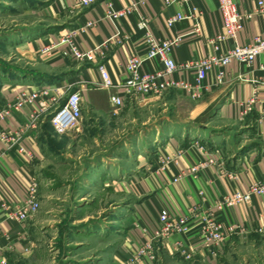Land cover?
<instances>
[{"label": "crops", "instance_id": "0c3cea01", "mask_svg": "<svg viewBox=\"0 0 264 264\" xmlns=\"http://www.w3.org/2000/svg\"><path fill=\"white\" fill-rule=\"evenodd\" d=\"M34 1L24 5L29 4V7H32ZM43 1L44 4H41L45 7L43 11L46 14L56 13L57 22L23 24L22 27L25 29L21 34L23 39L19 36L2 37V45L9 46L12 43L15 49L25 53L30 60L35 61L40 57L44 61L43 68L38 70H30L29 73H20L14 77L8 75L3 77L0 99L4 103L13 101L22 90L33 91L40 86H49L48 95L55 96L54 85L59 84L62 91L70 89L81 92L83 110L84 104L87 103L94 111L106 106L115 108L111 96L125 95L123 84L128 77L125 72L126 62L132 55L146 58L145 36L138 26L141 13L152 16L151 29L156 37L162 39L183 37L173 53V57L178 62H191L212 53L209 39L223 29L218 0L192 1V4L203 12L200 34L193 33L192 19L182 20L172 27L168 26L167 20L171 16L180 12L189 13L190 6L181 0H170V4H166V0H146L145 5L140 4L138 10L117 21L116 26L106 15L108 3H112L116 9H121L131 2L139 3L141 0H99L92 6L80 9L75 7L76 0ZM234 1L242 12L253 13L237 35L239 44L251 43L264 31L263 17L256 12L261 0ZM89 22H93V25L89 26ZM52 28L56 29L53 31ZM64 30L76 31V42L83 50L100 46L118 30L121 33L120 42L116 43L105 58H100L96 62L81 63L64 57L62 52L64 46L54 48L60 43L61 33ZM231 45L233 44H227V47ZM52 46L53 49L49 52H42L44 48ZM99 62L105 64L109 70L115 84L111 89L96 88V83L100 79L97 71ZM75 63L80 65V70L75 69L76 72L72 73L73 69L70 66ZM157 69L159 65L154 60L145 61L143 70L153 72ZM222 70L225 72V78L224 82L219 84L218 74ZM194 76L193 72L178 70L170 77L176 80L183 78L194 80ZM255 91L258 94V103L248 116L240 118L243 102L251 98ZM98 97H105L106 106L97 100ZM217 100L223 101L218 118L230 122L231 125L237 124L238 127L226 131L198 132L199 136L192 132L187 139H183L184 143L178 138H171L164 146L162 145L159 155L172 154L178 149H182L184 154L178 163L165 167L157 160L147 165L150 172L145 177L143 185L146 190L154 191L153 193L150 191L137 208L144 233L145 231L152 233L158 227L161 210L167 209L171 214L183 215L190 207L199 204L201 209L193 216L187 235L161 239L164 248L173 256H178L174 251L176 239L183 240L186 245L193 244L196 252L188 261L196 264H222L228 262L235 253L241 255V249L244 251L241 257L246 258L245 254L251 253L255 256V252L264 248V233L257 231L258 228L264 230V194H253L250 201L217 212L219 219L227 223H238L246 228L248 231L246 238L232 236L220 249L215 250V253L203 249L202 245L196 242L201 217L212 209L218 198L235 190L248 192L251 183L264 182V134L262 133L264 126L259 125L258 122L264 102V54L259 55L251 66L234 61L224 68L215 67L211 70L205 81L202 97L195 101L197 107L203 110ZM127 102L130 100L126 99V105ZM40 109L41 100L20 111L12 112L5 119L0 120V133L18 131L26 123H30L32 114ZM46 117L42 115L36 122L37 128H32L17 138L18 141L13 146L10 147L7 142L0 140V208L5 202L23 201L32 179H38V162L44 158V152L39 144L40 127ZM204 135L205 138H202ZM193 138L206 142L209 149L206 150L190 142ZM210 159H214V162L197 175H189L178 182L174 181L178 173L201 160ZM35 217L24 225L14 220L2 223L4 236L0 240V259L7 258L11 263L12 256L23 255L31 250L34 243L30 240L29 234ZM20 232H24L26 236L22 241L18 238ZM253 256H249L251 264L256 258ZM146 261L147 263L144 264H154L149 258H146Z\"/></svg>", "mask_w": 264, "mask_h": 264}, {"label": "rangeland", "instance_id": "374dc122", "mask_svg": "<svg viewBox=\"0 0 264 264\" xmlns=\"http://www.w3.org/2000/svg\"><path fill=\"white\" fill-rule=\"evenodd\" d=\"M29 1L0 0V72L16 75L44 66L40 57L32 61L12 43H1L6 35L23 39V24L57 22L56 13L43 11V0L24 5ZM70 67L72 73L80 70L76 63ZM97 100L106 106L105 97ZM207 109L173 88L143 103L127 102L122 110L94 111L84 104L81 126L66 135L58 134L46 117L39 140L44 158L37 169L40 209L29 234L34 244L9 264L147 263L145 255L137 259L147 240L137 208L154 191L143 185L147 165L171 138L184 143L192 132L238 127L218 118L220 110ZM190 142L209 149L201 139ZM255 254L235 253L222 264H251L249 256L256 257L252 264H264V248ZM153 255L154 264H196L173 256L160 238L153 241Z\"/></svg>", "mask_w": 264, "mask_h": 264}, {"label": "built area", "instance_id": "2783aa9c", "mask_svg": "<svg viewBox=\"0 0 264 264\" xmlns=\"http://www.w3.org/2000/svg\"><path fill=\"white\" fill-rule=\"evenodd\" d=\"M99 0H76L75 7L80 9L92 6ZM193 0H181L190 6L188 14L176 13L168 18L169 27L174 26L177 22L185 19H192L194 22L193 33H201V17L203 15L196 5L192 4ZM145 5L146 0L131 2L127 7L116 9L112 3H108L106 15L114 25L124 16L136 11L139 5ZM166 4H170V0H166ZM218 7L222 17L223 29L217 32L209 39V44L212 46L213 52L203 58L191 62H178L173 57L174 50L179 46L182 36L173 38H158L154 35L151 29L152 16L141 13L138 26L144 32L146 41V58H141L138 55H132L125 64V72L127 80L123 84L124 96L112 95L111 102L115 105L116 110H122L126 105V99L143 103L151 97H159L167 90L177 88L183 90L193 100H198L202 97L205 89V81L209 73L215 67L224 68L234 61L245 63L251 66L256 58L264 54V31L257 35L253 42L248 44H239L237 42L238 33L244 28L245 23L249 20L253 13L242 12L234 0H218ZM256 12L262 15L264 20V0L258 3ZM89 26L93 22L88 23ZM120 32L109 38L100 46L90 50H83L76 42V31L64 30L61 33V40L54 48L62 45L63 56L77 62H96L98 59H103L107 53L114 48L116 43L120 42ZM232 43L230 47L227 44ZM52 47L44 48L43 53L49 52ZM146 60H154L159 69L148 72L143 70ZM182 70L193 72L194 80L181 79L176 80L170 76L176 71ZM99 73V81L96 83L98 89H111L114 87V82L111 78L106 65L99 62L97 64ZM225 72L222 70L218 74L217 82L223 83ZM56 86V95L49 96V86H40L37 90L25 91L22 90L18 96L10 102H6L0 107V120L5 119L14 111H20L22 108L41 100V109L32 114V121L26 123L18 131H3L0 133V140L7 142L10 147L17 143V138L28 132L30 129L37 128L36 122L42 115L50 116L51 126L60 135H66L72 130L78 129L83 120V97L80 91H72L70 89L62 91L59 84ZM258 94L255 91L254 95L243 102L240 108V118L248 116L258 103ZM259 125L264 126V102L262 112L258 118ZM264 134V130L262 131ZM23 150L22 147H20ZM184 154L182 149L176 150L172 154L157 155L155 160L161 163L163 167L172 163H178L181 156ZM160 160V161H159ZM214 162V159L201 160L192 165L185 171L178 173L174 177V181L189 176L197 175L202 169ZM222 164V163H221ZM221 166V165H220ZM253 194H264V182H253L249 186L248 192L240 190L232 191L218 198L212 209L206 211L201 217V223L198 228L196 242L202 245L203 249L215 253V250L220 249L223 244L232 236L246 238L247 229L238 223H227L223 219L218 218V211H223L226 208L233 207L241 202H248ZM40 209L39 200V182L37 178H33L30 188L28 189L26 198L17 203L5 202L0 208V240L4 236L1 225L4 221L14 220L22 225L34 218ZM201 209L200 205H194L189 208V211L183 215L171 214L167 209L159 212L158 227L154 232L145 231V248L137 252L139 257H145L154 261L153 241L156 239L173 238L175 236L187 235L190 231V223L193 216ZM264 218V214H263ZM257 231L264 233L262 228ZM20 241L26 238L24 232L18 234ZM174 251L181 255L186 260L193 258L196 249L194 245H186L183 240L176 239ZM0 264H9L7 258H1Z\"/></svg>", "mask_w": 264, "mask_h": 264}, {"label": "trees", "instance_id": "16d2710c", "mask_svg": "<svg viewBox=\"0 0 264 264\" xmlns=\"http://www.w3.org/2000/svg\"><path fill=\"white\" fill-rule=\"evenodd\" d=\"M32 1V0H31ZM30 2V1H29ZM35 74H37V73H35ZM6 75H8L9 77H14V76H16V75H18V74H16V75H11V74H6V71H1L0 72V87L2 86V83H3V77H5ZM38 76V75H37ZM39 77V76H38ZM57 79V78H56ZM4 104H6V103H4L3 101H2V99H0V105H4ZM222 104H223V101L222 100H217L216 102H214L213 104H211L209 107H208V109L205 111V113H210V111L211 112H213V110H220L221 109V107H222ZM48 119H47V121L49 122V124L51 125V123H50V116H48L47 117Z\"/></svg>", "mask_w": 264, "mask_h": 264}]
</instances>
